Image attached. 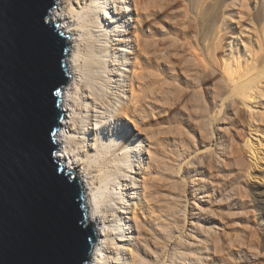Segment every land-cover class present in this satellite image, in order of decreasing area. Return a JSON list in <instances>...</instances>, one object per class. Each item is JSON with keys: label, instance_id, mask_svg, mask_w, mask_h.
<instances>
[{"label": "bare ground", "instance_id": "6f19581e", "mask_svg": "<svg viewBox=\"0 0 264 264\" xmlns=\"http://www.w3.org/2000/svg\"><path fill=\"white\" fill-rule=\"evenodd\" d=\"M160 10L161 0H56L50 13L51 23L62 22L58 31L77 35L73 61L66 59L77 80L62 91L56 158L82 178L84 205L93 211L88 220L99 227L90 264H211L227 246L226 223L204 199L213 188L207 169L231 157L235 134L218 124L215 156L196 168L192 155L211 147V138L197 141L177 124L148 129L165 106L175 110L173 103L184 98L173 62L156 69L151 57V43L159 39L148 30ZM224 73L229 79L235 74ZM252 77L236 82L232 94L249 101L261 95ZM113 121L125 135L114 131ZM200 124L206 127L204 115ZM181 168L189 186L180 182ZM199 173L205 181L196 180Z\"/></svg>", "mask_w": 264, "mask_h": 264}, {"label": "rangeland", "instance_id": "374dc122", "mask_svg": "<svg viewBox=\"0 0 264 264\" xmlns=\"http://www.w3.org/2000/svg\"><path fill=\"white\" fill-rule=\"evenodd\" d=\"M196 13L202 15L201 21ZM149 27L151 38L159 39L151 43L154 67H164L167 60L173 62L178 76L176 85L184 98L173 103L175 110L169 112L170 106H165L148 129L159 131L177 124L197 141L206 143L211 138V147H201L192 155L196 168H204L201 159L215 156L221 130L218 124L235 134L236 147L231 157L214 171L207 169V186L213 188L211 199L204 200L217 208L219 218L226 223L222 241L227 245L211 264H264V0H161L158 17ZM61 32L71 36L66 59L73 61L76 33ZM227 69L235 73L233 78L224 73ZM69 72L72 84L78 71ZM250 77L256 79L261 95L258 92V97L254 95L249 101L242 94H232L236 82ZM220 93L223 97L218 96ZM197 96L206 110L203 115L207 128L200 124L203 115L196 111L201 112ZM113 127L118 135H125L120 123L113 121ZM75 173L82 185V178ZM179 178L184 186H189L183 169ZM196 180L205 181L201 173ZM92 213L89 207L87 219ZM94 225L97 230L98 225ZM216 255L219 252L212 254Z\"/></svg>", "mask_w": 264, "mask_h": 264}, {"label": "water", "instance_id": "95a60500", "mask_svg": "<svg viewBox=\"0 0 264 264\" xmlns=\"http://www.w3.org/2000/svg\"><path fill=\"white\" fill-rule=\"evenodd\" d=\"M55 0H0V264H90L97 241L75 171L56 158L71 36Z\"/></svg>", "mask_w": 264, "mask_h": 264}]
</instances>
